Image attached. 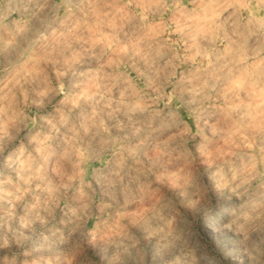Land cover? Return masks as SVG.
Instances as JSON below:
<instances>
[{
  "label": "clouds",
  "instance_id": "clouds-1",
  "mask_svg": "<svg viewBox=\"0 0 264 264\" xmlns=\"http://www.w3.org/2000/svg\"><path fill=\"white\" fill-rule=\"evenodd\" d=\"M0 264H264V0H0Z\"/></svg>",
  "mask_w": 264,
  "mask_h": 264
}]
</instances>
